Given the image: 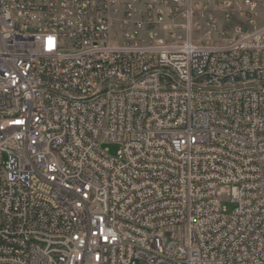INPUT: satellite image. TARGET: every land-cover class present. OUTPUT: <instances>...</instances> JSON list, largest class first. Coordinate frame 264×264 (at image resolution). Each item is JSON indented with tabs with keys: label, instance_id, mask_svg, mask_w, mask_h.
Returning <instances> with one entry per match:
<instances>
[{
	"label": "built area",
	"instance_id": "1",
	"mask_svg": "<svg viewBox=\"0 0 264 264\" xmlns=\"http://www.w3.org/2000/svg\"><path fill=\"white\" fill-rule=\"evenodd\" d=\"M140 262L264 264V0H0V264Z\"/></svg>",
	"mask_w": 264,
	"mask_h": 264
},
{
	"label": "rangeland",
	"instance_id": "2",
	"mask_svg": "<svg viewBox=\"0 0 264 264\" xmlns=\"http://www.w3.org/2000/svg\"><path fill=\"white\" fill-rule=\"evenodd\" d=\"M104 149L109 150V153L111 156H116L118 150H119V146L116 144H104L103 146ZM222 206L227 210L228 214L232 213L234 211V209L236 208V204L232 203L228 200H224L222 202ZM139 264H145L143 262H140Z\"/></svg>",
	"mask_w": 264,
	"mask_h": 264
}]
</instances>
